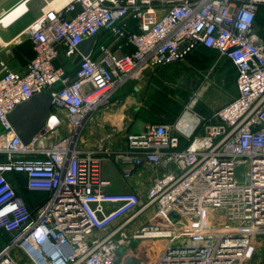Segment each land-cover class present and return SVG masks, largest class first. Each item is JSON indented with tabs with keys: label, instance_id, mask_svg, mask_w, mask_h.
Segmentation results:
<instances>
[{
	"label": "built area",
	"instance_id": "1",
	"mask_svg": "<svg viewBox=\"0 0 264 264\" xmlns=\"http://www.w3.org/2000/svg\"><path fill=\"white\" fill-rule=\"evenodd\" d=\"M262 7L264 0H69L44 10L25 30L35 51L25 72L0 62V233L10 236L0 264H123L146 241L161 244L150 264H248L264 236ZM94 36L82 55L78 46ZM200 50L236 68L232 102L203 116L191 100L176 122L129 133L120 150L104 148L110 136L96 149L78 148L120 88ZM61 56L68 67L56 65ZM40 93L52 96L51 115L25 144L9 115ZM65 123L70 135L54 142ZM105 157L125 180L155 173L144 199L108 190ZM13 174L50 198L31 211Z\"/></svg>",
	"mask_w": 264,
	"mask_h": 264
},
{
	"label": "crops",
	"instance_id": "2",
	"mask_svg": "<svg viewBox=\"0 0 264 264\" xmlns=\"http://www.w3.org/2000/svg\"><path fill=\"white\" fill-rule=\"evenodd\" d=\"M68 2L69 0H0V62H4L15 72H25L29 62L35 57L32 41L25 34L26 28L37 20L44 10L50 8L60 9ZM20 7H23L20 15L9 24H4L3 21ZM64 61L67 62L65 57L61 56L56 65L66 67L63 65ZM182 64L179 63L162 69L170 72H172V69L178 71V85H176V88L179 87L184 91L194 89L196 86H188L186 81L183 85L180 83L185 78L189 80L184 73L181 74V70L184 69L183 66H180ZM142 82L127 83L125 86L132 88L131 93L117 95L118 90L111 104L102 108L91 117L87 126L80 134L78 143L80 150L89 151L96 149L99 139L109 136L104 145L105 149H123L126 144V136L129 133H139L151 123L147 120L149 119L148 117H138V106L142 105V101L145 102L149 98V95H151L148 92L147 97H145V92H143L142 86H140ZM144 106L146 107V105ZM182 147H185L184 144ZM164 171V169H159L158 172L162 174ZM103 177L111 182L108 188L110 192L132 191L139 193L144 199L155 177V173L150 169H141L130 180H125L120 167L115 164L114 160L110 157H105L103 162ZM9 179L16 186H18L21 180L26 185V177L24 175H9ZM36 193L42 195L47 192ZM150 216L151 213L143 214L137 219L134 226L142 225ZM138 261L144 264L143 261Z\"/></svg>",
	"mask_w": 264,
	"mask_h": 264
},
{
	"label": "rangeland",
	"instance_id": "3",
	"mask_svg": "<svg viewBox=\"0 0 264 264\" xmlns=\"http://www.w3.org/2000/svg\"><path fill=\"white\" fill-rule=\"evenodd\" d=\"M261 15L264 16V7L260 10ZM261 24V25H260ZM258 27L261 31L264 28V19H261L258 23ZM203 50L193 54L190 58L183 62L181 74H185L188 78L196 79L198 81L197 86L194 89L186 91V96L188 97L187 102L183 101V98L180 99V95L170 89L175 90L177 81L175 78L173 80H168L164 75L170 73L173 74V71H155L151 73V76L144 80L140 86H142L143 92H145V97H147L148 92L152 94L155 90H159L162 87H167L168 91L172 98H177L184 105V109L189 105L191 100H196L194 106V111L197 114L203 112L205 114H212L213 112L221 109L228 103L232 102L238 96L237 88V70L229 63L227 60H220L212 54L206 53L207 55L202 54ZM66 67L69 65V62H63ZM75 66V65H74ZM174 81V82H172ZM162 82L163 84H159ZM176 84V85H175ZM150 90V91H149ZM131 87L120 88L117 92V95L131 93ZM144 97V99H145ZM150 97V95H149ZM143 99V100H144ZM149 99V98H148ZM148 99L142 101V105L138 106V117H147L145 112V106H147ZM144 103V105H143ZM184 112V111H183ZM62 119L65 121V117L62 116ZM70 135L67 124L62 125L60 132L52 140L58 142L61 139ZM240 173L245 172L244 166L239 170ZM145 245V246H144ZM161 247V244L155 242H139L133 248V254L137 260L143 261L144 264H150L153 259L156 258L157 251ZM264 262V236H260L255 241V254L253 259L248 264H262Z\"/></svg>",
	"mask_w": 264,
	"mask_h": 264
},
{
	"label": "trees",
	"instance_id": "4",
	"mask_svg": "<svg viewBox=\"0 0 264 264\" xmlns=\"http://www.w3.org/2000/svg\"><path fill=\"white\" fill-rule=\"evenodd\" d=\"M261 19H264L263 14L258 16V23ZM206 53H212L217 57V54L214 51L211 50H203L202 54L203 55H207ZM190 58V56L188 57ZM227 62H229L232 66L233 64L227 60ZM234 67V66H233ZM235 68V67H234ZM236 69V68H235ZM161 71H163V69H159ZM157 70V71H159ZM165 71V70H164ZM167 71V70H166ZM173 74H166L164 75L165 78H167L169 82V80H173V78H175V80L177 81L178 79V71L175 69H172ZM173 76V78H172ZM174 82V81H172ZM178 83V82H177ZM159 84H163L162 82H159ZM176 85V84H175ZM178 85V84H177ZM176 93H178L180 95V99L183 98L184 102H187V94L186 91L182 90L181 88H176L175 90L170 89ZM169 90V91H170ZM168 91L167 87H162L159 90H155V92H153L147 102V106L145 107V112L147 113V117L149 119H147L149 122L151 123H166V124H172L174 122H176L178 120V118L182 115L183 111H184V105L180 102L179 99L177 98H172L170 93ZM200 113H202L201 115L203 116H209L211 114H205L203 112L200 111ZM23 175V174H21ZM18 192H20L24 198L25 201L29 207V209L31 211L35 210L36 208H38L39 206L43 205L49 198H50V194L46 193V194H38L36 192H31L27 189L25 182H22V180L20 181V183H18ZM1 237H0V248L3 247L10 239V236L8 234H6L5 232H1Z\"/></svg>",
	"mask_w": 264,
	"mask_h": 264
},
{
	"label": "water",
	"instance_id": "5",
	"mask_svg": "<svg viewBox=\"0 0 264 264\" xmlns=\"http://www.w3.org/2000/svg\"><path fill=\"white\" fill-rule=\"evenodd\" d=\"M97 37L94 36L82 42L78 49L84 56H88L94 48ZM186 79L181 81V85ZM189 83V82H188ZM53 107V98L49 93L34 95L30 100L20 103L10 113L9 121L16 133L25 144H29L32 139L40 133L49 120ZM176 218V215H173ZM123 264H142L134 258H128ZM264 264V262L262 263Z\"/></svg>",
	"mask_w": 264,
	"mask_h": 264
},
{
	"label": "bare ground",
	"instance_id": "6",
	"mask_svg": "<svg viewBox=\"0 0 264 264\" xmlns=\"http://www.w3.org/2000/svg\"><path fill=\"white\" fill-rule=\"evenodd\" d=\"M22 10H23V7H20L18 9H16V11L13 12L10 17H8L7 19H5L3 21V23L6 24V25L9 24L13 19L17 18L20 15V13L22 12Z\"/></svg>",
	"mask_w": 264,
	"mask_h": 264
},
{
	"label": "flooded vegetation",
	"instance_id": "7",
	"mask_svg": "<svg viewBox=\"0 0 264 264\" xmlns=\"http://www.w3.org/2000/svg\"><path fill=\"white\" fill-rule=\"evenodd\" d=\"M185 79H187V78H185ZM189 82V83H188ZM186 84L188 85V86H197V84H198V81L196 80V79H190L189 78V80H186Z\"/></svg>",
	"mask_w": 264,
	"mask_h": 264
}]
</instances>
